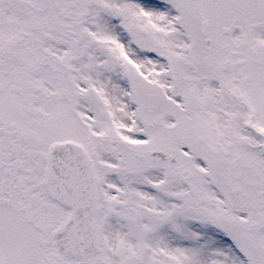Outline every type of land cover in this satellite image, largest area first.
Here are the masks:
<instances>
[{"label": "snow or ice", "instance_id": "1", "mask_svg": "<svg viewBox=\"0 0 264 264\" xmlns=\"http://www.w3.org/2000/svg\"><path fill=\"white\" fill-rule=\"evenodd\" d=\"M0 264H264V0H0Z\"/></svg>", "mask_w": 264, "mask_h": 264}]
</instances>
